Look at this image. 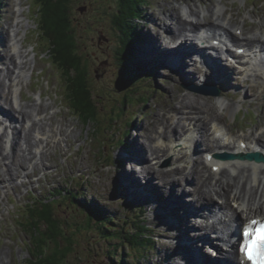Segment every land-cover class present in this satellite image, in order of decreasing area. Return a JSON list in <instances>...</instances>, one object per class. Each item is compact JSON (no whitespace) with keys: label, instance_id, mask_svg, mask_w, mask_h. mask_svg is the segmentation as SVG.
I'll use <instances>...</instances> for the list:
<instances>
[{"label":"bare ground","instance_id":"1","mask_svg":"<svg viewBox=\"0 0 264 264\" xmlns=\"http://www.w3.org/2000/svg\"><path fill=\"white\" fill-rule=\"evenodd\" d=\"M9 3L8 16L0 30V126L5 123V128L0 127L2 219L10 195L17 192L23 199L24 188L36 187L48 175L56 177V171L62 165L50 162L56 161L59 152L68 155L72 147L69 140L81 133L78 124L70 118V112L64 111L60 101L53 97L54 87L49 84L50 87L45 88L40 80H34L41 75L50 76L43 66V58L40 59V46L29 47L34 39L32 17L26 13L25 0ZM235 5L236 2L227 3L226 0H175L160 4L157 12H149L146 16L152 23L145 26L146 39L139 44L140 50L145 49L140 52L142 56H136L139 64L162 74L160 68L167 66L160 55L162 48L183 50L171 78L184 83L187 88H193L190 85L198 81L200 84H218L225 94V99L221 95L204 96V101L195 97L198 94L173 89L178 84L174 82V86L166 90L170 97L174 91L168 105L171 114L161 109L154 114L150 124L135 125V130H146L144 142H140L138 132L131 133V150L119 154L126 166L118 170L114 183L121 188L123 197L130 198L131 203L137 202L142 217L148 212L146 206L154 205L151 206L154 219L161 220L165 229L171 232V235L162 232V236L169 235L175 244L168 242L171 258L168 264H183L184 260L196 264L197 255L191 258L188 251L209 260L210 247L218 248L221 258L226 257L231 264H237L240 255L235 237L239 227L251 219L264 218V163L239 158L223 161L215 156L210 159V155L221 151L237 155L264 153V106L256 104L258 100L264 101V73L251 64L250 59L252 46H258L256 43L264 46V10L258 6L259 9L249 13L235 14ZM245 7L247 9L248 5ZM240 15L242 20L237 21ZM147 31L152 34L151 38H156L155 44L150 42ZM215 40L220 43L216 45ZM225 45L228 49H224ZM240 48H245L243 55L237 53ZM197 50L203 52V56L197 57L194 53ZM202 57L209 61V66H201ZM141 58L145 61L150 58L159 65L152 68L141 62ZM212 74L216 82H212ZM245 84L254 85L256 95L250 96ZM25 87L30 92L37 91V95L31 94L25 99ZM236 95L242 98L237 99ZM215 98H218L220 108L212 102ZM252 107H260L262 111L263 130L260 133L256 130L239 133L223 120L220 113L224 111L238 119L244 108L250 112ZM172 156V165L164 166V159ZM136 164L143 167L136 168ZM141 171L142 175L138 174ZM188 184L193 189L188 190ZM188 192L194 197L189 198ZM221 241L230 247L227 252ZM161 251L163 262L168 261L165 245ZM13 253L12 243L0 244V264H15Z\"/></svg>","mask_w":264,"mask_h":264},{"label":"rangeland","instance_id":"2","mask_svg":"<svg viewBox=\"0 0 264 264\" xmlns=\"http://www.w3.org/2000/svg\"><path fill=\"white\" fill-rule=\"evenodd\" d=\"M169 1L175 0H147L143 6L142 17L136 20L139 23L141 31H144V37L141 41H137L134 44V55L129 57L130 60L127 64L121 61L122 57H124L120 52L123 47L121 41L122 33L114 24V14L120 8L119 1L70 0V14L79 36L77 43L78 52L81 55L82 61L86 64L89 83L99 106L98 120L85 124L69 105L68 98L65 96V80H63L60 70L55 64L51 63L50 55L44 53L48 43L44 41V37L41 35V30L38 26L40 17L38 18L36 15L37 0H25L26 13H29L30 17H32V37L34 39V43L30 44L29 47L33 45L41 47H39L41 50L40 59L42 60L43 58V66L46 69V73L50 76L41 75L39 79L36 78L34 80H40L45 88L50 87V85L54 87L52 91L53 97L60 101V107L64 111L70 112V118L74 123L78 124L81 133H76V136L69 140V144L72 147L68 155L63 156L59 152L55 157L56 161L50 162L55 164L61 163L62 165L56 171V177L51 173L52 175L44 177L42 182L36 184V187L30 186L28 189L24 188L25 195L23 199L20 198L17 192L9 196L5 215L3 219L0 217V244L12 243L15 264H32L30 261L32 260L34 248L31 244L34 238L27 228V219L25 217L29 213V206L33 203L34 197H48L51 200L49 202L51 204L54 200L55 204H59V202L63 203L60 206H56L55 213H57L62 221L67 222L73 227V229L71 228L72 231H76L77 229V234L74 236V251L76 252L72 255V264H108L110 262L108 251L114 249L111 248V244L114 243L115 247L118 241L102 238L93 227L89 230L78 231L77 227H82L84 225L83 221L86 218L85 211L82 212L84 207L74 205L70 200H64L63 197V199L61 197L51 199L55 192L67 189V191L71 190L75 194L77 193L79 200H82L83 197H86L88 201L96 200L100 205L107 208L111 212V215L115 216L114 224L117 228L121 224L128 226L125 222L129 217L142 215V209L137 208V202L131 203V205L127 203L129 201L127 198L114 200V192H117L114 181L118 177V170L121 168L125 169L126 163L124 164L122 160L120 161L119 154H123V151L131 150V146H129L131 144L129 141L131 133L138 132L140 134V142H144L146 130H141L142 128L135 130V125L150 124L153 122L154 114L161 109L171 114L168 105L170 104L171 97L174 95V91L171 92L170 97L166 95V90L173 87L174 82L177 81L171 78L173 75L166 74L165 67L160 68L164 72L161 74L158 70L149 69L136 61V56L138 54L142 56L140 52L145 51V49L140 50L141 46L139 45L146 39L145 26L152 23L146 16H148L149 12H157L160 4ZM204 1L206 2L207 0ZM213 1L217 2V0ZM233 1L236 2L235 14H240L241 12L242 14L245 12L249 13L251 10H256L258 6H261L260 8L264 10V0H226L227 3ZM0 2H2V4L0 3V30L2 31L8 16V9L11 4L9 2L11 0H0ZM246 5H248L247 9H245ZM254 18L255 16L252 19L255 20ZM252 19H249L250 23L253 22ZM240 20H242V15L237 19V21ZM153 21L157 27H160L155 20ZM147 34L150 42L155 44L156 38H151L153 36L150 31H147ZM1 48L3 50V47ZM140 60L152 68L159 65L150 58L146 61L143 58ZM130 66L135 73H137L138 68L144 73L142 78L137 82L134 81L132 83L130 80L125 82L124 80L126 78V69L128 71ZM40 71L38 70L37 72ZM174 78L176 79V77ZM177 83L173 89H184L198 94L199 96H194L204 101L206 100L205 97H219L220 93H218V90L221 92L220 86L213 87L212 85H206L205 87L187 88L184 83ZM244 88L250 96L257 93L254 85L251 87V84H245ZM36 92H30L28 87H25L23 91L24 98L27 99L31 94L36 96ZM220 95L222 99H225V94L221 92ZM236 96L237 98H242L241 95ZM217 99H213L212 102L218 104ZM192 100L196 99L192 98ZM227 101L229 100L227 99ZM256 104L264 106V101L258 100ZM218 105L217 107L220 108L221 104L219 103ZM261 112L260 107H252L250 112L244 108L238 115L239 119H234L224 111H220L224 116L223 120L230 123L232 128L239 133H250L253 130L260 133L263 130V123L260 117ZM204 154L203 152L202 155ZM172 158L173 156L165 158L163 164L168 163L167 166L172 165ZM151 161L155 162L154 159H151ZM135 166L136 168H140L143 165L136 164ZM127 180L131 181L129 177H127ZM186 188L191 190L193 186L188 184ZM145 195L141 196L146 197ZM188 197H194L193 193L188 192ZM147 199L149 198L147 197ZM164 199H166V196ZM232 204L234 205V203ZM151 206L154 205L146 206V211L148 212L143 217V220L150 228L154 229V234L157 235L156 246L153 252H143V261L144 264H168L171 262L167 248L168 242L172 245L175 244L171 242L169 235L162 236V232L166 231L170 235L171 232L165 229L161 220L154 219L152 215L154 212ZM8 232L10 233L9 236H7ZM163 245H165L168 257V261L164 262L163 251H161ZM119 248L122 250V246H119ZM217 251L219 250L216 249L215 252ZM132 255L134 254L132 253ZM77 256H79L78 259H76ZM133 258L135 259V257Z\"/></svg>","mask_w":264,"mask_h":264},{"label":"trees","instance_id":"3","mask_svg":"<svg viewBox=\"0 0 264 264\" xmlns=\"http://www.w3.org/2000/svg\"><path fill=\"white\" fill-rule=\"evenodd\" d=\"M118 1L120 8L114 14V24L122 33L123 47L120 52L124 57L121 61L128 64L129 57L134 55L133 46L141 38L142 32L136 20L142 17L143 6L147 0ZM36 15L40 17L41 35L47 37L44 41L49 44L44 53L50 55L51 63L58 67L63 80L67 82H64L66 83L65 96L68 98L69 105L80 118H84L85 124L90 121L96 122L99 115L98 101L89 83L86 64L78 52L79 36L70 14V0H41V3L37 0ZM143 74L138 70L135 73L130 66L128 71L126 69L124 80L134 83L142 78ZM55 193L51 199L61 197V199L70 200L74 205L84 207L82 212L85 211L86 218L83 221V228L77 227L78 231L93 227L102 238L118 241L115 247L114 243L111 244V248L114 249L108 251L110 255L108 264H144L143 252H153L156 246V235L145 223L142 215L129 217L125 222L128 226L121 224L117 228L114 224L115 216L97 201H88L86 197L79 200L77 194L65 189ZM45 200L31 204L29 213L25 217L27 228L34 238L32 246L35 252L30 262L32 264H72V255L76 252L74 236L77 234V229L72 231L73 227L62 221L55 213L56 206H60L62 202L55 204L54 200L51 204L47 201L50 199ZM119 246H122V250ZM132 253L134 255L131 256ZM78 258L79 256L76 257Z\"/></svg>","mask_w":264,"mask_h":264},{"label":"snow or ice","instance_id":"4","mask_svg":"<svg viewBox=\"0 0 264 264\" xmlns=\"http://www.w3.org/2000/svg\"><path fill=\"white\" fill-rule=\"evenodd\" d=\"M255 223H257L255 220L252 221V224ZM261 228L264 229V225H261ZM253 234L254 233L251 231V225H249L248 229L244 233L246 242L241 248V251L245 253L248 260L252 261V264H264V243L248 239Z\"/></svg>","mask_w":264,"mask_h":264},{"label":"water","instance_id":"5","mask_svg":"<svg viewBox=\"0 0 264 264\" xmlns=\"http://www.w3.org/2000/svg\"><path fill=\"white\" fill-rule=\"evenodd\" d=\"M251 160L255 159L256 161L258 162H262L264 161V156L260 155V154H252L250 157H249Z\"/></svg>","mask_w":264,"mask_h":264}]
</instances>
